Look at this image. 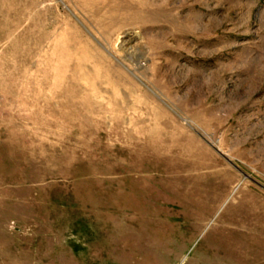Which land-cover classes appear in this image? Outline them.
I'll return each mask as SVG.
<instances>
[{"label": "rangeland", "instance_id": "obj_1", "mask_svg": "<svg viewBox=\"0 0 264 264\" xmlns=\"http://www.w3.org/2000/svg\"><path fill=\"white\" fill-rule=\"evenodd\" d=\"M0 264H264V0H0Z\"/></svg>", "mask_w": 264, "mask_h": 264}, {"label": "bare ground", "instance_id": "obj_2", "mask_svg": "<svg viewBox=\"0 0 264 264\" xmlns=\"http://www.w3.org/2000/svg\"><path fill=\"white\" fill-rule=\"evenodd\" d=\"M132 38V37H131Z\"/></svg>", "mask_w": 264, "mask_h": 264}]
</instances>
